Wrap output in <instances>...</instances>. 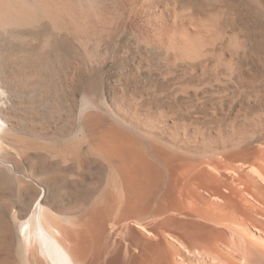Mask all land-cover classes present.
Masks as SVG:
<instances>
[{"label": "bare ground", "instance_id": "bare-ground-1", "mask_svg": "<svg viewBox=\"0 0 264 264\" xmlns=\"http://www.w3.org/2000/svg\"><path fill=\"white\" fill-rule=\"evenodd\" d=\"M144 1L0 0V52H46L71 41L86 62H93L91 52H99L103 40L142 20ZM146 1L151 8L159 3ZM167 5L151 14V41L177 57L199 55L217 33L214 23L169 20ZM88 96L72 140L34 154L62 171L77 170L67 177L69 185L80 188L77 202L56 203L50 190L40 192L21 180L29 209L0 213V264H253L255 256L264 259V138L251 142L254 133L245 127L246 119L244 127L235 124L239 127L226 142L222 130L187 133L197 150L187 160L181 154L190 156V146L178 138L164 140L146 131L155 140L146 148L93 110ZM4 126L0 115V181L6 185L14 169L5 165L11 154L7 146L19 156L28 146L23 140L8 142ZM86 178H97L96 191L87 196Z\"/></svg>", "mask_w": 264, "mask_h": 264}, {"label": "rangeland", "instance_id": "rangeland-1", "mask_svg": "<svg viewBox=\"0 0 264 264\" xmlns=\"http://www.w3.org/2000/svg\"><path fill=\"white\" fill-rule=\"evenodd\" d=\"M158 2H152L151 8L145 0L143 21L139 17L133 25L131 22L111 39L103 40L99 52H91L93 62H86L71 41L55 43L46 52H0L4 90L0 115L5 120L8 142L18 139L28 146V153L22 156L7 146L11 154L6 155L5 165L14 169L8 184L3 185L0 179V213L8 215L14 209L25 213L29 209L26 194L18 187L21 180L40 192L50 190L56 203L77 202L80 188L67 182L77 170L62 171L40 162L34 154L45 148H62L72 140L87 95L93 110L146 148L155 141L146 131L157 132L164 140L178 138L185 147L193 145V150L188 147L190 156L181 154L187 160L195 158L197 151L193 138L187 136L191 132L189 135L222 130L220 133L227 137L235 127H244L246 119L249 124L245 127L254 133L249 129L254 137H250L251 142L264 138L260 121L262 117L264 122V0ZM161 5H167L169 20L192 17L214 23L217 33L211 42L203 43L200 56L177 57L176 52H165L151 41V14ZM32 71V77L22 78ZM227 140L223 138V142ZM55 174L58 177L54 181L51 177ZM96 179L86 178L84 195L96 191ZM258 257H253L252 263L264 264Z\"/></svg>", "mask_w": 264, "mask_h": 264}]
</instances>
